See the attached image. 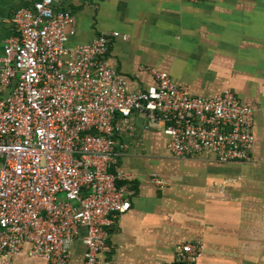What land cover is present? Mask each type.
<instances>
[{"label":"built area","instance_id":"2783aa9c","mask_svg":"<svg viewBox=\"0 0 264 264\" xmlns=\"http://www.w3.org/2000/svg\"><path fill=\"white\" fill-rule=\"evenodd\" d=\"M57 1L19 8L0 56V264L26 246L46 264H73L77 240L81 264H102L108 229L130 209L117 165L135 115L161 125L175 159L208 152L221 163L245 161L253 151L254 109L233 92L191 98L150 69L154 85L129 92L108 64L120 34L70 45L75 18ZM151 181L163 185L156 175ZM201 251L199 242L179 243L173 264H199Z\"/></svg>","mask_w":264,"mask_h":264},{"label":"crops","instance_id":"0c3cea01","mask_svg":"<svg viewBox=\"0 0 264 264\" xmlns=\"http://www.w3.org/2000/svg\"><path fill=\"white\" fill-rule=\"evenodd\" d=\"M36 1L0 0V56L15 31L14 13ZM57 6L75 18L72 46L100 33L120 34L108 64L129 92L154 85L150 69L168 74L191 98L229 90L254 109L250 157L223 163L208 152L171 157L161 125L135 115V131L123 137L127 148L117 165L130 209L108 229L100 262L173 264L177 244L199 242V264H264V29L247 27V19L262 17V0H58ZM197 67L205 72L197 74ZM152 175L168 186L154 185ZM27 250L10 264H46ZM84 251L77 240L73 264L83 262Z\"/></svg>","mask_w":264,"mask_h":264},{"label":"rangeland","instance_id":"374dc122","mask_svg":"<svg viewBox=\"0 0 264 264\" xmlns=\"http://www.w3.org/2000/svg\"><path fill=\"white\" fill-rule=\"evenodd\" d=\"M191 4H195V3H191ZM255 23L261 25V27L264 29V0H262V17L261 16L260 17H257V16L256 17H250L249 19H247V27L253 28V25ZM138 59H140V57ZM136 62L134 60H132L133 64H135ZM195 69L199 70V71L195 70L197 72V74H200L202 70H204V72H205V69L200 68V67H197ZM167 186H168V184L165 181H163V187H167Z\"/></svg>","mask_w":264,"mask_h":264}]
</instances>
